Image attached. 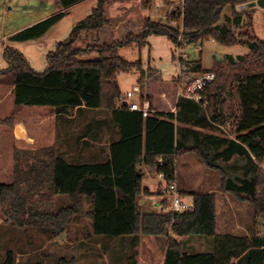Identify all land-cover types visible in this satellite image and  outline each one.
Returning <instances> with one entry per match:
<instances>
[{
  "label": "trees",
  "instance_id": "trees-1",
  "mask_svg": "<svg viewBox=\"0 0 264 264\" xmlns=\"http://www.w3.org/2000/svg\"><path fill=\"white\" fill-rule=\"evenodd\" d=\"M60 9L69 8L83 0H55ZM255 0H185L183 18L169 26L166 22L144 19L142 32L101 46L76 47L84 34L99 33L110 25L105 1L99 0L92 13L80 21L67 41L58 43L47 57V69L35 72L16 49L6 47L4 58L13 88L14 105L46 106L60 110H107L118 128L120 139L109 147V158L103 162L70 164L56 154L53 147L35 152H14V179L0 183V210L18 226L47 224L51 235L65 232L82 201L90 205L93 233L112 238L122 237L135 247L140 237H155L164 241V264H264V239L251 243L246 239L225 235L216 236V196L213 193L192 195L194 209L189 213L140 212L138 197L149 193L142 186L145 168L152 178L163 174L168 184L175 181L177 157L195 153L209 169L221 174L224 192L253 207L254 217L264 219V40L252 32L251 9H239ZM229 26L220 24L225 8ZM63 13L25 29L10 39L28 41L43 35ZM243 17L246 22L243 24ZM232 27L236 29L233 30ZM150 35L166 36L172 44L181 35L189 44L212 39L224 46L241 45L248 53L237 58L224 56L204 69L201 60L186 63L187 72L213 73L215 80L202 92L206 106L192 100L177 99L178 80H163L155 69H144L142 63L128 62L119 55L121 47L145 46ZM96 53V59H85ZM138 72L141 100H148L151 113L118 108L121 91L117 82L120 73ZM176 110V113L172 111ZM12 119V118H10ZM231 121L234 138H218L209 142L184 125L203 128L227 126ZM5 121L0 120V125ZM192 136L196 144L188 143ZM226 146L217 158L229 160L234 155L248 160L246 180L236 184L204 150L209 145ZM204 145V147H202ZM27 156L32 161L21 160ZM241 181V182H240ZM65 195L70 204L58 210L50 209L52 198ZM191 236L215 237L214 253L188 254L179 238ZM0 264H14L11 251L0 254ZM59 264H75L61 258ZM127 264L135 262L127 258Z\"/></svg>",
  "mask_w": 264,
  "mask_h": 264
},
{
  "label": "rangeland",
  "instance_id": "rangeland-1",
  "mask_svg": "<svg viewBox=\"0 0 264 264\" xmlns=\"http://www.w3.org/2000/svg\"><path fill=\"white\" fill-rule=\"evenodd\" d=\"M99 0H85L74 6H71L65 11H57L58 5L55 0H0V111L10 107V94L7 90L11 85L9 82V74L4 71L8 67V64L4 58V50L6 47L16 49L29 66L38 73L44 72L47 69V57L49 53L53 52L58 43L67 41L71 35L74 27L82 20L87 18L96 8ZM106 17L112 23L108 28L105 27L102 33L104 37H114L113 40L120 38V34L123 29L128 26L134 25L140 20L150 18L153 21H166L159 18V16L166 12V8L162 6V0H104ZM160 8H156L157 6ZM249 8L252 15V32L261 40H264V10L257 5V0L248 3L247 5H240L239 9ZM63 13L62 16L40 37L30 39L28 41H14L10 38L27 28H30L50 17ZM158 13V14H157ZM227 17H230L229 8H225L220 24L229 26ZM136 20V21H135ZM246 19L243 17L242 23L244 24ZM144 24V23H143ZM122 25L118 28V26ZM177 23L171 26H176ZM115 29V30H114ZM235 30V27H232ZM237 30V29H236ZM113 33L115 35L113 36ZM100 35L98 37H100ZM94 34H84L82 39L76 43V47L84 48L86 45L95 43ZM93 40V41H92ZM91 43H90V42ZM112 41V40H111ZM201 46V51H197V47ZM173 44L166 37L162 35H150L146 39L145 46L139 48L136 45L131 47H121L119 49V55L128 62H141L144 69H155L160 74L163 80H168L173 77H178L179 69L175 59L173 58ZM189 56V60L201 59L205 68H211L214 65L216 58H222L224 56H231L237 58L248 53V49L241 45L236 46H224L216 43L212 39L204 40L201 43L190 44L186 50ZM85 59H96L97 54H87ZM117 82L121 91V95H125L128 92H132L133 96L129 99V102L136 101L138 94L133 92L134 86H138V72L130 71L120 73L117 76ZM26 110H34L23 108ZM70 114L72 112H69ZM2 115V113H1ZM26 117H35V114H27ZM107 126L108 134H112V121L109 120V112L101 109L98 111L77 112L74 119L69 120L68 126L61 124L60 127H68L69 137L64 138L66 141L71 142L75 150L82 147L85 148L87 141L83 140L82 135L86 133L88 127L91 126V131L97 133L98 121L102 120ZM111 122V123H110ZM231 121L228 122L230 124ZM217 128L212 126V131L223 132L224 135L230 138H234L233 128L230 126ZM11 127L13 125L11 124ZM35 126L32 122L26 125L27 134L34 135ZM207 130V129H206ZM209 130V129H208ZM209 130V131H210ZM92 133V134H94ZM90 137V136H89ZM106 138L104 144L99 147V155L106 154L107 144L110 140ZM63 138L60 137V140ZM110 139V138H109ZM2 138L0 137V141ZM85 142V143H84ZM13 145V141H11ZM84 143V146H83ZM2 145V144H0ZM18 145L17 143L15 144ZM14 145V146H15ZM1 148V146H0ZM28 152L27 149L15 148V151ZM14 151V152H15ZM14 152L11 154L12 161L9 168L0 169V183H11L14 179ZM177 157L175 162L176 179L175 184L177 187H181L180 180L185 179L182 174L187 161L198 162L199 169H192L189 180H196L198 183L210 182L214 184L220 191V194H216L217 212L219 214L220 225L224 223L221 213L223 212L224 204L226 205H240L243 211L247 210L249 214H253V207L247 202L238 200L237 197L231 193L220 190L222 181L220 180L221 174L219 171L205 168L196 154L189 153ZM92 156V155H91ZM94 156H98L94 155ZM21 160L32 161L30 157L25 155L20 157ZM74 159L81 162H95L102 160V156L94 158L93 156L77 158L74 155ZM73 159V160H74ZM80 159V160H79ZM218 165L222 163L216 162ZM264 171V159L260 165ZM226 171V175L231 177V171L226 168L225 165L221 167ZM242 176V172L236 174ZM188 180V179H187ZM238 183L239 180H231ZM195 184V181H193ZM165 183L159 181L158 178H152L146 176L142 180V186L149 188L151 194L149 195V208L142 207L139 204V198L144 196L142 194L138 197V209L140 212L158 211L155 207V203H162L164 200L167 203H171V197L164 194ZM201 185L198 186L200 189ZM195 189V188H193ZM222 189V188H221ZM149 192V191H148ZM148 195V193H146ZM218 196V197H217ZM188 199H183L190 202ZM70 204L68 197H53L52 206L50 209L58 210L61 207ZM148 206V205H147ZM149 209V210H148ZM90 205L89 201L83 199L81 209L78 215L74 218L72 223L66 228L62 236L53 237L51 235V228L45 224L40 226H18L15 222L7 219L0 210V254L3 255L7 251H11L14 254V264H59V260L64 258L65 260H72L75 264H127V258H130L135 264L139 262V255H143L145 252V243L137 245L139 248L135 251L132 246V242L122 237L112 238L107 236H98L93 233V228L90 218ZM264 232V231H263ZM194 237V236H193ZM194 238L209 239V237L195 236ZM195 242V239H194ZM136 245V246H137Z\"/></svg>",
  "mask_w": 264,
  "mask_h": 264
},
{
  "label": "crops",
  "instance_id": "crops-1",
  "mask_svg": "<svg viewBox=\"0 0 264 264\" xmlns=\"http://www.w3.org/2000/svg\"><path fill=\"white\" fill-rule=\"evenodd\" d=\"M85 1V0H83ZM7 2V1H6ZM82 2V1H81ZM80 3V2H79ZM78 4V3H77ZM76 5V4H75ZM74 6V5H73ZM58 7V6H57ZM70 8V7H69ZM66 9H60L58 7L57 11H65ZM158 14V13H157ZM163 14V13H162ZM136 21V20H135ZM143 23L144 20H140L139 22H136L134 25L128 26V28H124L123 31L120 34V38L117 40H120L127 36L128 34H134L138 35L142 32L143 29ZM108 26V28L111 26ZM122 25L118 26L121 27ZM115 30V29H114ZM93 33V32H92ZM102 32L99 33H93L94 34V40L95 43H90L89 45H95V46H101L103 44H109L113 41V38L115 37V33H113L114 37H101ZM100 35V37H98ZM112 40V41H111ZM199 60V59H197ZM197 60H190V61H197ZM201 60V59H200ZM202 62V61H201ZM203 66V64H202ZM204 69H210L205 68ZM175 78V77H173ZM10 82V81H9ZM135 87V86H134ZM2 90V87H0ZM13 88L10 87L8 93L10 94V107L7 109H2L0 111V120L5 121L2 125H0V137L2 140L0 141V169L9 168L12 157L11 154L15 151V148L18 149H27L28 151H38L44 148H51L53 147L56 151V154L58 156H61L64 158L68 163L70 164H77V163H91V162H81L74 159V155L79 158L81 157H87L90 156V158L93 156L94 158L102 156V160L95 161L103 162L106 161L109 158V147L113 142H117L120 139V134L118 131V128L112 124V134H108L107 126L103 122L104 118L102 120L98 121V130L97 133L91 131V126L87 128L86 133L82 135L83 140L87 141L85 144V148L82 150V147L75 150L72 145H70L71 142L66 141V139L69 137V130L68 127H60L61 124H66L68 126L69 120L74 119L77 112H87V111H98L96 109H88L85 107H81L80 109H74L72 111L70 110H60L53 107H46V106H22L19 108H16L14 105V97L12 93ZM137 94V93H136ZM141 101V96L138 94L136 101H131L130 103L133 104H139ZM23 108L28 109H34V110H26ZM69 112H72L71 114ZM173 113H176V110L172 111ZM2 113V115H1ZM35 114V117H26L27 114ZM12 118V119H10ZM109 120H111V114L109 112ZM30 122L33 123L35 126V133L34 135L27 134L26 125H28ZM11 124L13 127H11ZM186 128L190 129L191 131L197 133L198 136L201 138H204L205 136L208 137L209 142H216L218 138H226L229 139L230 137H227L224 135L223 132L220 131H212L213 128H203L198 126H192V125H184ZM207 129V130H206ZM212 129V130H209ZM94 133V134H92ZM90 136V137H89ZM60 137L63 138L60 140ZM110 140L107 144L106 148V154L99 155V147H101L104 144L103 140H106V138ZM13 141V145L11 143ZM18 144L17 146L15 144ZM85 143V142H84ZM83 143V146H84ZM188 143L191 145L196 144V141L193 140L192 136H189ZM15 145V146H14ZM204 147V145H202ZM227 147L222 146H216L215 144L209 145L205 152H208L209 154H212L213 158L216 159L215 162L222 163L231 171V177H229L231 180H246L249 178L245 174L246 166H247V158L245 156L240 155H234L229 160H224L217 158L218 153L223 152ZM193 152L185 153L184 157H186L187 154ZM98 156H94L97 155ZM92 155V156H91ZM197 156V155H196ZM197 158H199L197 156ZM74 159V160H73ZM200 159V158H199ZM80 160V159H79ZM200 163L204 165L205 164L199 160ZM193 162L187 161L185 163V168L182 171V174L184 175L185 179L183 181L180 180L181 187H177L178 192L181 194L183 199L191 198L190 201H193L192 195L195 193H213L218 195L220 194V191L216 188L214 184H211L210 182H206L207 184H204L202 182L198 183V178L195 177L196 180H189L190 174H192V169H199L198 162L195 161V164H192ZM223 165H218L220 167H223ZM141 171L143 172V178L148 176L147 170L145 168H141ZM242 172V176H237L236 174ZM159 181L164 182L166 185L167 183L164 181L163 178L157 177ZM176 179V174H175ZM188 179V180H187ZM220 180H222L220 178ZM193 181H195V184H193ZM241 182V181H240ZM6 184V183H2ZM9 184V183H8ZM165 185V187H166ZM201 185L200 189L198 186ZM146 188V187H144ZM195 188V189H193ZM149 193L148 195L141 196L139 198V204L144 207V209L147 207L149 208V195L151 194V191L149 188H146ZM220 190L221 187H220ZM56 197H66L65 195H56ZM218 197V196H217ZM217 199V198H216ZM148 200V201H147ZM244 203L247 201H243ZM248 203V202H247ZM148 205V206H147ZM170 204L167 203L166 200H164L162 203H155L154 207L158 210L162 206H169ZM244 208L242 206L238 205H226L224 204L223 212L221 213V217L224 220V223L220 225L219 221V214L217 212V201H216V236L220 239L221 237L225 235H230L233 237L243 238L246 239L249 243H251L256 238L264 239V219L263 218H255L254 213L249 214L247 210L243 211ZM149 210V209H148ZM147 211V209H146ZM159 211V210H158ZM63 233L60 235L62 236ZM195 237V236H194ZM193 236L187 237L185 239L179 238L178 241L183 243L185 251L190 253H214L215 248L217 247L216 238L212 237L209 239H200V238H194ZM195 239V242H194ZM139 244L145 243L146 247L144 250L143 255H139L138 264H164V258H165V247H164V241L159 240L155 237H140L138 240ZM139 248V246H135L134 250L136 251ZM262 249L264 247H261ZM237 262V259L232 258L230 263L235 264Z\"/></svg>",
  "mask_w": 264,
  "mask_h": 264
},
{
  "label": "built area",
  "instance_id": "built-area-1",
  "mask_svg": "<svg viewBox=\"0 0 264 264\" xmlns=\"http://www.w3.org/2000/svg\"><path fill=\"white\" fill-rule=\"evenodd\" d=\"M6 1L9 2L11 0ZM184 1L185 0H162V6L166 8V12L159 16V18L166 21L169 26L179 21L180 33L182 32L181 20L183 18ZM242 7L245 8V6ZM156 8H160V6H157ZM189 45L190 44L187 41L183 40L181 35L177 38L176 43L173 44L172 54L179 69V75L176 77L178 80L176 97L177 99H189L202 106H206L207 101L203 97L202 92L215 80V75L213 73L195 74L187 72L186 63L190 60L186 50ZM197 51H201V46L197 47ZM133 92L141 96V89L139 86H135ZM132 96V92L120 95L117 101V107H126L129 111H138L142 113L143 117H147L151 113L149 101L141 100L139 104H133L129 102V99H131ZM228 126H231V122ZM158 177L163 178V174H160ZM164 194L171 197V203L169 206H162L159 209L161 212L171 210L175 213H189L193 211V201L188 202L183 200L181 194L177 190L175 182H170L166 185Z\"/></svg>",
  "mask_w": 264,
  "mask_h": 264
},
{
  "label": "water",
  "instance_id": "water-1",
  "mask_svg": "<svg viewBox=\"0 0 264 264\" xmlns=\"http://www.w3.org/2000/svg\"><path fill=\"white\" fill-rule=\"evenodd\" d=\"M257 5L264 10V0H257ZM217 60H221V58H217Z\"/></svg>",
  "mask_w": 264,
  "mask_h": 264
}]
</instances>
